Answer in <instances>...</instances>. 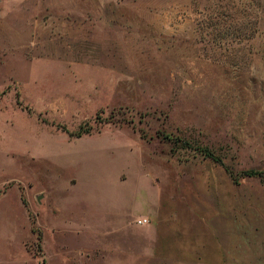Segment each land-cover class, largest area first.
Returning <instances> with one entry per match:
<instances>
[{"label":"rangeland","instance_id":"1","mask_svg":"<svg viewBox=\"0 0 264 264\" xmlns=\"http://www.w3.org/2000/svg\"><path fill=\"white\" fill-rule=\"evenodd\" d=\"M0 264H264V0H0Z\"/></svg>","mask_w":264,"mask_h":264},{"label":"trees","instance_id":"2","mask_svg":"<svg viewBox=\"0 0 264 264\" xmlns=\"http://www.w3.org/2000/svg\"><path fill=\"white\" fill-rule=\"evenodd\" d=\"M255 173H253L252 171H248V172H246L245 173V175H247V176H253Z\"/></svg>","mask_w":264,"mask_h":264},{"label":"built area","instance_id":"3","mask_svg":"<svg viewBox=\"0 0 264 264\" xmlns=\"http://www.w3.org/2000/svg\"><path fill=\"white\" fill-rule=\"evenodd\" d=\"M137 223H138V224H140V223H141V221H138Z\"/></svg>","mask_w":264,"mask_h":264}]
</instances>
